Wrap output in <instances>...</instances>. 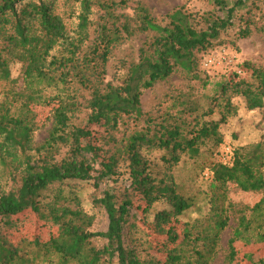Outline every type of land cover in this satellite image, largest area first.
Returning <instances> with one entry per match:
<instances>
[{"label": "trees", "instance_id": "trees-1", "mask_svg": "<svg viewBox=\"0 0 264 264\" xmlns=\"http://www.w3.org/2000/svg\"><path fill=\"white\" fill-rule=\"evenodd\" d=\"M79 1L80 22L73 36L53 0H0V264H214L223 232L235 220L226 264L237 263L240 243L262 247L255 264H264V194L253 206L236 209L224 203L225 192L214 193L204 216L183 221L197 202L179 192L170 174H154L149 157L160 150L171 168L180 162V153L197 159L203 146L219 148L222 124L239 113L235 98L243 97L250 111L264 108V66L246 61L247 77L222 81L213 93L198 94L192 85L174 88L155 111L144 110L141 101L144 90L174 73L206 86L201 55L218 44L236 12L257 7L256 0H213L227 16L210 10L200 19L181 5L162 20L142 2L133 6L135 0ZM128 7L134 8L133 15L123 11ZM94 10L99 12L96 20ZM242 20L238 33L244 38L258 23L255 16ZM137 34H146L139 59L123 60L120 77L108 80L111 54ZM15 62L23 65L21 90L11 69ZM36 105L54 106L50 135L41 145L35 143L42 127ZM83 113L85 119L78 123ZM226 153L225 160L209 165L212 186L221 190L232 182L243 191L264 192V140ZM123 166L129 186L106 190L96 200L108 214L106 231L91 230L94 217L81 208L59 205L61 195L45 200L56 184L94 180L98 187L117 178ZM138 200L144 202V221L155 203L168 204L150 223L163 237L162 257L142 220L131 221ZM27 211L57 234L46 241L16 242L8 226ZM174 221H183V232L169 227ZM128 224L144 237L131 236L128 242ZM97 237L107 243L98 247Z\"/></svg>", "mask_w": 264, "mask_h": 264}, {"label": "rangeland", "instance_id": "rangeland-1", "mask_svg": "<svg viewBox=\"0 0 264 264\" xmlns=\"http://www.w3.org/2000/svg\"><path fill=\"white\" fill-rule=\"evenodd\" d=\"M55 10L66 15V20L69 24L70 34L75 36L78 29L79 14L81 13V5L79 0H53ZM136 5L142 2L148 6L153 15L159 20L162 17L174 10L175 8L185 5L188 10L192 11L200 19L207 11H216L222 17H226L225 11L219 9L213 0H135ZM257 7L244 8L236 12L235 17L232 19L233 25L228 29L223 30L218 40V44L210 49L208 52L201 55L200 69L202 79L208 81L206 86H203L199 80H192L185 77L182 73H174L170 78L165 81L157 83L153 88L146 89L143 92L141 101L144 110L155 111L159 104L165 99L166 93L171 92L174 88L184 89L192 85L198 94L213 93L217 85L222 81H233L240 78H245L249 75L250 71L245 68V62H254L255 64L264 66V31L262 26L264 24V0H256ZM252 8V13L249 10ZM124 12L133 15L134 8L128 7ZM99 12L94 10L92 19L96 20ZM255 16L258 25L252 29V33L248 37L241 38L239 30L243 27L242 17ZM146 39V34H137L129 40L118 45L110 56L108 63V80L118 79L122 72L120 71L121 63L123 60L132 61L139 59V50ZM59 49L56 48L57 51ZM54 50V51H55ZM53 51V52H54ZM226 54L229 58L234 57V63L226 64L223 62L221 67H214L206 69L202 62L204 57L208 55ZM13 77L17 80V89L24 88L23 81V65L20 62L11 64ZM237 69L242 70L240 73ZM237 74V75H235ZM239 77V78H238ZM54 92V91H52ZM239 107L238 115H235L225 121L221 128L224 135V143L219 148H210L209 145L202 147V154L197 159H192L188 153H180L181 159L178 164L169 168L163 160L164 152L160 150H153L149 157L152 160V171L159 177L165 174H170L176 184L180 193L191 196L197 203L190 210L182 215L183 221L193 220L195 218L204 216L210 208L207 199L214 193L225 192L223 198L224 203L227 205L233 203L236 209L245 206H253L263 196L264 192L243 191L235 183H229L226 188L217 190L212 186L213 180L211 174L208 175L209 165L212 161L225 160L228 150L237 149L242 146H250L261 140H264V108L259 110L250 111L246 107L245 99L243 97L235 98ZM54 106L36 105L35 111L38 114V120L42 127L35 134V143L41 145L47 141L52 128L51 110ZM78 123L84 121V113L80 115ZM127 167L123 166L120 169L118 176L106 179L100 182L99 186L95 185L94 180H67L64 183L56 184L46 193V201H54L56 196L61 195L59 205L68 206L71 208H81L86 213L94 217V224L91 228L94 232L106 231L109 224L108 214L105 208L98 205L96 200L103 197L106 190L118 191L125 186H129L130 178ZM61 192V193H60ZM144 202L138 200L132 209L135 215L131 221L142 220V210ZM168 208L165 200H161L154 204L149 212L146 214L147 220H142L140 223L151 234V239L154 242L156 253L158 256L166 254V247L164 245L163 237L158 235L153 226L150 224L154 220L156 213L160 210ZM183 221H174L169 227H175L180 233L183 232ZM11 227L8 229L10 237L14 238L16 242L23 238L39 237L42 241L48 240L51 236L57 233L54 228H49L44 222L40 221L36 214L32 211H27L21 217L10 221ZM236 225V220L223 232L222 235V248L221 252L215 260L214 264H226L225 257L228 254L227 243L232 234V230ZM2 227V224H0ZM6 229V228H5ZM129 224L125 228V235L130 240L131 236L144 237L140 231L132 230L129 233ZM7 230V229H6ZM135 232V235H134ZM94 243L98 247H103L107 240L102 237L94 238ZM239 256L236 264H255L258 260L259 253L263 250L258 244L240 243L238 245Z\"/></svg>", "mask_w": 264, "mask_h": 264}, {"label": "built area", "instance_id": "built-area-1", "mask_svg": "<svg viewBox=\"0 0 264 264\" xmlns=\"http://www.w3.org/2000/svg\"><path fill=\"white\" fill-rule=\"evenodd\" d=\"M234 57L229 58L226 54L221 53L220 55H209L205 58L203 66L206 69H211L214 67H221L223 62H226V64L234 63ZM237 72H241L240 69H237Z\"/></svg>", "mask_w": 264, "mask_h": 264}]
</instances>
